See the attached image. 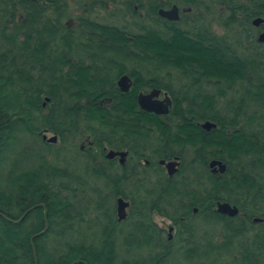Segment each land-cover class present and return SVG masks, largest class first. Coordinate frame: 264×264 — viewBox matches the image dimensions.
<instances>
[{
  "label": "trees",
  "instance_id": "trees-1",
  "mask_svg": "<svg viewBox=\"0 0 264 264\" xmlns=\"http://www.w3.org/2000/svg\"><path fill=\"white\" fill-rule=\"evenodd\" d=\"M74 5L76 16L71 0H0V264H171L177 254L185 264H263L264 242L234 246L244 229L217 212L218 203L250 220L264 212V44L255 29L226 20L225 29L240 27L235 42L201 16L202 37L191 39L138 19L131 3L128 18L118 0ZM123 75L133 80L128 93ZM155 88L173 98L167 116L138 104ZM208 121L216 128L204 130ZM105 148L127 151V164L102 169L114 164ZM175 158L171 178L159 162ZM213 160L225 174L211 173ZM118 196L131 201L122 222ZM92 213L104 222L88 221ZM155 215L171 221L172 241ZM199 218L224 234H199Z\"/></svg>",
  "mask_w": 264,
  "mask_h": 264
},
{
  "label": "flooded vegetation",
  "instance_id": "flooded-vegetation-1",
  "mask_svg": "<svg viewBox=\"0 0 264 264\" xmlns=\"http://www.w3.org/2000/svg\"><path fill=\"white\" fill-rule=\"evenodd\" d=\"M118 3L121 11L120 13L124 18L125 17L128 18L129 16V15L127 16L125 9L127 8V4L131 3L133 11L135 12V15H137L138 19L150 18L160 22L163 25H174L176 29L178 30L180 29L179 31L183 35H185V37L191 39L193 38L195 39L196 37L201 39L202 37L200 33H197V30H199L200 26H202V22L199 21L200 19H202L201 16L205 18L208 14L213 15V24L211 23L210 24L212 25L213 31L217 33L216 26L214 25H218V24L220 25L219 21L223 19V13H224V15L225 14L227 15L224 22L226 20L231 22L232 20L236 19L237 22L243 23L245 25L250 23L251 26L255 29L251 38L255 40L257 44H264L263 42H260V37L262 34H264V22L261 23L259 26L254 25V21L258 19L264 20V17L257 16L254 18H250L251 16L253 17L255 13L263 14L262 9L264 8V0H118ZM111 6L118 7L115 5H111ZM174 8L177 9V12L175 14L177 17L174 16L175 19L172 20L162 15V13L170 12ZM253 10H255V12H253ZM147 24L151 25L150 22H148ZM238 29H240V27ZM131 82L133 84L132 78H131ZM152 90L154 89L141 93L149 94ZM161 91L162 93L159 99L163 100L166 98V96H168L172 100V106H173V98L171 97V95L166 91L163 90ZM110 151L127 152L122 150H113V149L105 148L104 149L105 159L114 164L110 165L109 163L104 161L103 164H106V166L102 165V169L106 171L108 170V168L114 167L115 169L118 170L119 166L124 167L127 164L129 160L128 152H127L128 156L125 163L121 164L120 157H115L112 160L107 159V154ZM142 161L143 164L148 167L151 165L147 157H144ZM119 198L120 196L116 198V211H117V201ZM126 201L129 202L131 206V202L128 200ZM232 206L234 207L235 205ZM194 213L197 214L198 209L197 212L195 209ZM230 218L234 220L235 225L238 224L242 229H244L243 235L239 236L238 238L235 236L233 237L234 246L238 243L239 240H243V242L247 241L248 243H250L253 238H259L264 242V212L254 215V217H252V219L250 220V215L246 212H241V210L239 209V214L235 217H230ZM257 219L261 221H256ZM249 221L251 222V224H248ZM168 236H169V240L172 241V234L168 233ZM235 252L236 250L234 248L233 254H235ZM233 258L235 259V255ZM262 263L264 264V254H263Z\"/></svg>",
  "mask_w": 264,
  "mask_h": 264
},
{
  "label": "water",
  "instance_id": "water-1",
  "mask_svg": "<svg viewBox=\"0 0 264 264\" xmlns=\"http://www.w3.org/2000/svg\"><path fill=\"white\" fill-rule=\"evenodd\" d=\"M177 12V9L174 8L172 11L167 13H162L163 16H166L169 19H175L177 17L175 14ZM175 16V17H174ZM264 20L258 19L254 21V25L259 26L261 23H263ZM260 42L264 43V34L260 37ZM132 82L131 78L128 75L122 76L118 81V87L123 93H128L131 89ZM162 91L160 89H154L149 94L140 93L138 95V104L140 108L150 114H154L157 116H167L170 113L171 107H172V100L166 96L165 99L160 100L159 97L161 95ZM46 102H49V99L46 100ZM46 105V103H45ZM202 128L207 131H211L212 129L216 128V124L212 122H206L202 125ZM48 132H45L43 134V140L49 144H57L59 141V138L57 135H53V137H48ZM128 153L127 152H114L110 151L107 154V159L112 160L115 157H120L121 164H124L127 159ZM160 165L165 167L167 174L169 177H174L180 170L181 167V161L179 158H175L174 160H171L169 162L165 160H161ZM209 168L212 174H225L227 171V166L223 161L220 160H213L209 164ZM130 206V203L127 202L124 198L120 197L117 201V216L120 222L125 221L128 217V208ZM197 212V209H196ZM217 212L221 215L228 216V217H235L239 214V209L237 207H233L229 203H218L217 204ZM256 221H261L257 219ZM170 232H172V229H170Z\"/></svg>",
  "mask_w": 264,
  "mask_h": 264
},
{
  "label": "rangeland",
  "instance_id": "rangeland-1",
  "mask_svg": "<svg viewBox=\"0 0 264 264\" xmlns=\"http://www.w3.org/2000/svg\"><path fill=\"white\" fill-rule=\"evenodd\" d=\"M75 1H76V0H71V6H72V7H71V11H72V13L76 16L79 12L76 10V7H75V5H74V2H75ZM108 10H109L110 12H114V11H115V7L110 6V7L108 8ZM104 16H106L105 13H99V17H100V18H103ZM226 17H227V15H226V14L224 15V13H223V19H222L221 21H219V22H220V25L218 24V25H214V26H216V31H217V33L222 34V35L229 36L230 38H233L234 41L236 42L237 39L239 38V36H238V31H239L238 28H239V27H236L235 29H230V30H229V29H225V28L223 27V22H224V20L226 19ZM205 19H206L209 23L213 24V15H211V14L209 15V14H208V15L205 17ZM214 20H215V19H214ZM219 20H220V18H219ZM215 21H216V20H215ZM235 44H236V46L239 47V49H240L241 51H246L245 45H249V43H247V42H240V43H235ZM252 46L254 47V44H253ZM170 72H171V74H172V76H173V78H174V81H175L176 83H178V84H182V83H184V80L180 77V74H179L177 71L172 70V71H170ZM207 89H209L210 92H216V91H217L216 87H215L214 85H212V84H209V86L207 87ZM150 90H151V89H150ZM147 91H148V90L146 89V90H144L143 92H147ZM226 96H227V97H226ZM226 96L221 98V102H220V106H221V107H224L226 101H228V100L231 99L230 93H227ZM171 108H172V107H171ZM47 135H48V137L50 138V137H53L54 134H52V133H48ZM77 146H78V148H84V149H86L87 146H88V142H87V141H83V140H81V141L78 142ZM84 149H83V150H84ZM170 161H171V160H170ZM180 161H181V160H180ZM103 162H104V161H100V162H98V163H100L101 168H102V165H103V166H106V164H103ZM167 162H169V161H167ZM96 163H97V162H96ZM142 168H143V167H142ZM149 174L152 175L153 172H150ZM98 182H100V181H98ZM98 182H97V183H98ZM99 186H102L101 183H99ZM128 201H130V200H128ZM130 202H131V201H130ZM127 212L129 213V208H128ZM86 219H87L88 221H97V222H100V223H101V222H104V218H103V216H102V215H99V216H98L96 213H92V214H90L89 216L86 217ZM154 220H155V222H156L160 227H162V228H164V229L166 230V232H167L166 234H167V235H168V233L172 234V239H173L174 228H173V225H172L171 221L168 220V219H166V218H164V217L157 216V215L154 216ZM195 223L197 224V226H198V228H199V234H204V232H207V231L209 230V228H210L211 226H213V225H210V223L205 222V221L202 220L201 218L197 219V220L195 221ZM213 227H216V228H213V235H214L215 237L224 234V228H223L222 226L217 225V226H213ZM170 229H172V232H170ZM88 234H89V239H91V238L93 237L92 233L88 232ZM181 259H182L181 256H180L179 254H177V255L174 256V258H173L171 264H185V262H184V261L182 262Z\"/></svg>",
  "mask_w": 264,
  "mask_h": 264
}]
</instances>
